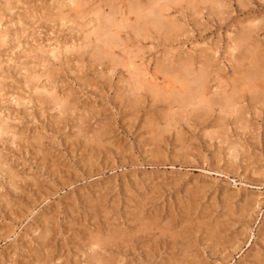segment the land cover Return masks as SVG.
<instances>
[{
	"label": "rangeland",
	"instance_id": "obj_1",
	"mask_svg": "<svg viewBox=\"0 0 264 264\" xmlns=\"http://www.w3.org/2000/svg\"><path fill=\"white\" fill-rule=\"evenodd\" d=\"M74 1L0 0V264H99L94 252L109 264H264V89L251 104L243 80L251 51L264 62V0L169 3L177 29L125 27L116 67L95 54L94 31L136 0ZM205 57L204 97L222 107L178 118L176 69ZM130 59L152 88L135 90ZM232 90L243 113L226 115L217 97ZM99 235L111 243L89 249Z\"/></svg>",
	"mask_w": 264,
	"mask_h": 264
},
{
	"label": "bare ground",
	"instance_id": "obj_2",
	"mask_svg": "<svg viewBox=\"0 0 264 264\" xmlns=\"http://www.w3.org/2000/svg\"><path fill=\"white\" fill-rule=\"evenodd\" d=\"M158 1V0H156ZM186 2V4H189V5H193L195 3L194 0H165V3L164 2H156V3H152L150 5H148L147 7H143L141 5V3H139V1L136 0V2L134 3V5L132 4L129 8H128V12L126 14V17L125 18V21H129L130 20V15H134V18H133V24H130V25H126L125 21H121L122 23H107L106 25L103 24L100 26V24L97 26V29H95L94 31V34L96 36V38H98L99 41H101V43L103 44V47L101 46V48H98L96 49V46H95V54H98V58H106L108 56H110V61L115 65V67L118 65V62L122 59H118L117 55H115L114 53V48L118 47V43H119V37H120V31L122 29H124L125 27L128 28V26L130 28H132L136 33L135 35L137 34H143L145 32H150L151 29H153L154 31L156 32H164L167 36L169 35V33L175 29H177V22L173 20V18L171 20H169L170 18L168 17V13L170 10L174 9L172 6V3L176 5H179L181 4L182 2ZM200 1V0H199ZM198 1V2H199ZM72 3H74L75 1L74 0H71ZM106 2V1H105ZM201 3H205L207 2L206 0H201L200 1ZM213 2V4H216V2L214 0L210 1V3ZM170 3V5H169ZM156 4V5H155ZM111 5V4H110ZM223 5V4H222ZM220 6V5H219ZM225 6V4H224ZM128 7V5H127ZM213 7H216V6H213ZM223 7V6H222ZM111 8V7H110ZM120 9V8H119ZM117 10V9H115ZM178 10V9H177ZM176 10V12H177ZM188 10V9H187ZM13 11V10H12ZM112 11V10H111ZM126 11V10H124ZM179 11V10H178ZM222 11V10H221ZM113 12V11H112ZM115 14L117 13H120V11L118 12H114ZM113 13V15H114ZM125 14V13H124ZM175 15V14H174ZM177 15V14H176ZM197 15V14H196ZM200 16V15H199ZM210 16V15H209ZM62 18V17H61ZM116 18V16H115ZM98 19V18H97ZM109 19V18H108ZM111 21H114L113 19H110ZM71 21V20H70ZM101 21V20H100ZM99 21V22H100ZM255 22V21H254ZM83 23V22H82ZM101 23V22H100ZM251 24H252V21H251ZM255 25V24H254ZM252 26V25H251ZM253 27V26H252ZM256 27V26H255ZM125 30V29H124ZM244 30V29H243ZM21 31V30H20ZM91 31V30H90ZM131 31V30H130ZM250 32V30H248ZM134 33V32H133ZM178 33V32H177ZM245 33V32H244ZM85 34V33H84ZM129 35V34H128ZM165 35V36H166ZM249 35L250 33H245V39H244V42L245 44L250 42L251 40L249 39ZM138 37V36H137ZM7 38V37H6ZM177 38V37H176ZM240 38V37H239ZM145 39V38H144ZM252 39V38H251ZM250 40V41H249ZM12 41V40H11ZM18 41V40H17ZM98 41V42H99ZM168 41V40H167ZM172 41V40H171ZM253 42V41H252ZM89 43V42H88ZM242 43V42H241ZM100 43H98L99 45ZM235 45V44H234ZM230 48L231 52L236 49L238 47L237 46H234ZM243 45V44H242ZM241 46V44L239 45ZM249 46V45H248ZM85 47V46H83ZM125 47V46H124ZM93 48V47H92ZM117 49V48H116ZM119 49V48H118ZM239 49V48H238ZM67 50V49H66ZM138 51V50H137ZM109 52V53H108ZM257 53V51H251V54H250V57H251V60L250 61V71L248 75H245V77H243V80H244V83H247V87L251 85V88L253 90L254 93L252 94H249L251 95V104L254 102L259 100L260 98L258 97V99L256 100V97H255V94L258 93L260 94L261 93V89L263 90L264 89V62H263V57H258L256 60L252 59L253 57H255V54ZM133 54V53H132ZM238 54V53H237ZM242 55V54H241ZM239 56V55H238ZM164 57V56H163ZM136 58V57H135ZM132 59V58H131ZM130 59L129 64L131 67H134V61H132ZM192 59V58H191ZM210 58H207L205 57L204 59V62L202 63L201 66H198V70L195 71L194 67H195V63L190 60V59H186L184 62H180V66L176 69L177 73L174 77H173V81L178 84L179 86V89L177 90L178 93L177 95L175 96H178L177 97H173V100H167L169 101L168 104H167V107L171 106V104H174V103H177L178 106H180L179 109H177V112L179 113L177 116L178 118H182V116H186L188 118H191V120L193 119H198L199 121L200 120H204L205 122V119L209 118L210 116V113L212 112V105H214L215 103L217 104L219 101L218 100H215V99H206L204 96H205V90H206V85H207V80L209 78V72H210V69H211V61L212 60H209ZM65 60V59H64ZM206 60V61H205ZM247 60V59H246ZM100 63V62H99ZM120 64V62H119ZM126 64V63H125ZM112 65V64H111ZM29 67V66H28ZM129 67V66H128ZM137 67V65H136ZM136 67H134V73L132 74L133 76V82H135V90L137 89L138 91L142 90L143 88H152V86H154V84L151 85V83H147L146 80L144 79L145 75H148V72L146 69H135ZM161 67H163L161 65ZM172 67V65H171ZM155 68V67H154ZM158 68V67H157ZM53 69V68H52ZM105 69V68H104ZM163 69V68H162ZM170 69V68H169ZM54 70V69H53ZM111 70V69H110ZM164 70V69H163ZM212 70V69H211ZM174 71V70H173ZM209 71V72H208ZM249 71V70H248ZM160 72V71H158ZM157 72V73H158ZM216 72V71H215ZM26 74V73H25ZM51 74V73H50ZM161 74V73H160ZM170 74V73H169ZM241 77V76H240ZM48 78V77H47ZM130 78V77H129ZM135 78V79H134ZM155 78V77H154ZM172 78V77H171ZM51 79V78H50ZM121 79V78H120ZM172 80V79H171ZM30 81V80H29ZM215 81V80H214ZM40 82V81H39ZM124 82V81H123ZM43 83V82H42ZM49 83V82H48ZM157 84V83H156ZM209 84V82H208ZM47 85V84H46ZM145 85L147 87H145ZM227 85V84H226ZM219 86V85H218ZM225 86V85H224ZM208 87V86H207ZM44 88V87H42ZM50 88V87H49ZM155 88V87H154ZM176 88V87H175ZM134 90V89H133ZM145 90V89H144ZM147 90V89H146ZM145 90V92H146ZM248 90V89H247ZM137 92V91H136ZM134 91V93H136ZM141 92V91H140ZM173 92V91H172ZM224 92V91H223ZM251 92V91H250ZM264 92V91H263ZM138 93V92H137ZM248 93V92H247ZM143 94V93H142ZM175 94V93H174ZM241 94V93H240ZM239 94V90H232L231 94L230 95H224V96H220V97H217L219 98V100H222V104L224 105L223 107H225L224 109V112H226V115H230V113H234L236 114L234 111L238 113H240V109H239V112H238V107L237 108L235 107L238 100H240L241 98H243V95H240ZM140 95V94H139ZM152 95V94H151ZM164 95V94H163ZM45 96V95H44ZM54 97V95L52 96ZM68 97V96H67ZM159 98V96H157ZM57 98V97H56ZM139 98V97H138ZM213 98V97H212ZM18 99V98H17ZM140 100V98H139ZM197 101V103H193L194 101ZM38 101L41 102V103H45L46 101L41 99V98H38ZM58 101V100H57ZM133 101V100H132ZM136 101V100H134ZM215 101H218V102H215ZM241 101V100H240ZM261 101V99L259 100V102ZM60 102V101H59ZM62 102V101H61ZM243 102V101H242ZM57 103V102H55ZM63 103H60L56 106H58L60 109V112L63 114L65 112L68 111L69 106H67L64 102L63 105H61ZM71 104V103H70ZM132 104V103H131ZM130 105V107H132ZM176 104V105H177ZM188 104V105H187ZM220 103H218L217 105H219ZM239 104V103H238ZM45 105V104H44ZM135 105V104H134ZM192 106L193 108H191V111L189 110L188 111H185V108L188 106ZM182 106V107H181ZM221 106V104H220ZM168 107V109H169ZM187 107V108H188ZM215 107V106H214ZM222 107V106H221ZM135 108V107H134ZM137 108V107H136ZM171 108V107H170ZM128 110V109H127ZM139 110V109H138ZM181 110V111H179ZM168 112H166L167 114H161L160 113V116L162 118V120H164L165 124H166V128H170L172 127L171 125L175 122V118H173L174 116H176L175 114L170 117V115L172 114H168V113H171L174 111L172 110H167ZM170 111V112H169ZM139 112V111H138ZM185 112V113H184ZM243 113V111L241 112ZM245 113V112H244ZM184 114V115H183ZM243 115V114H242ZM90 117V116H89ZM225 118V117H224ZM238 119V118H237ZM79 121L81 119H78ZM174 120V122H173ZM197 120V121H198ZM222 122H218L220 124H225V121L226 119H222ZM239 120V119H238ZM237 120V121H238ZM178 121V120H177ZM234 121H236V119L234 118ZM201 122V121H200ZM199 122V123H200ZM227 122V121H226ZM88 123V122H87ZM177 123V122H176ZM176 123L174 124L176 126ZM152 124V123H151ZM83 125V124H82ZM78 126V125H77ZM85 126V125H84ZM89 126V125H88ZM170 126V127H169ZM165 127L163 129V131L165 130ZM220 127V126H219ZM225 127V126H224ZM87 128V127H86ZM151 128V127H150ZM6 128L5 127H1V133H5V130ZM78 129V128H77ZM94 129V128H93ZM152 129H154L152 127ZM151 131H154L153 134H155V130H152ZM159 129V128H158ZM161 127H160V131L156 134L159 136V134H164L161 132ZM192 129V128H191ZM225 129V128H224ZM223 129V130H224ZM79 130V129H78ZM88 130V129H87ZM86 130V131H87ZM226 130V129H225ZM100 131V130H98ZM97 131V132H98ZM103 131V129L101 130ZM108 131V130H107ZM146 131V130H145ZM144 131V132H145ZM168 131V130H167ZM178 131V130H177ZM216 131V130H215ZM79 133H81L80 131H78ZM88 132V131H87ZM92 132V131H91ZM130 132V131H129ZM79 133L77 134L78 136L82 137L83 134H80ZM95 133V131H94ZM93 133V134H94ZM104 133V132H103ZM151 133V132H149ZM6 134V133H5ZM88 134V133H87ZM87 134H84L87 136ZM105 134H108V133H105ZM152 134V135H153ZM98 135H100L98 133ZM103 135V134H102ZM102 135L98 136V137H103ZM149 135V134H148ZM178 135V134H177ZM93 136V135H91ZM107 136V135H106ZM97 137V136H96ZM94 137V138H96ZM163 137V136H162ZM12 138V137H11ZM83 138V137H82ZM88 138H91L90 136H88ZM94 138L92 137L93 141L95 142L96 140H94ZM78 139V138H77ZM97 139V138H96ZM159 139V138H158ZM156 139V140H158ZM161 139V138H160ZM35 140V139H34ZM41 140V139H39ZM79 140V139H78ZM91 140V139H90ZM88 140V141H90ZM99 140H101L99 138ZM80 141V140H79ZM105 142V141H104ZM219 142V141H218ZM88 142H86L87 144ZM90 143V142H89ZM88 143V144H89ZM97 143H100L99 141H97ZM256 143V142H255ZM37 144V143H36ZM40 144V143H39ZM85 144V143H84ZM96 144V143H94ZM102 144V143H101ZM100 146V145H99ZM98 146V147H99ZM103 146V145H102ZM101 146V147H102ZM153 146V145H152ZM157 146V145H156ZM85 148V147H84ZM86 149V148H85ZM98 149V148H97ZM152 149V148H151ZM90 150V149H88ZM93 150V149H92ZM155 150V149H154ZM246 151V150H245ZM160 162V161H159ZM158 163V162H157ZM247 200V199H246ZM145 201V200H143ZM186 204V203H185ZM133 205V204H132ZM140 208V207H139ZM142 209V208H141ZM140 209V210H141ZM185 210V209H184ZM143 211V210H142ZM133 212V211H132ZM140 212V211H139ZM135 213V212H134ZM136 214V213H135ZM139 214V213H138ZM138 214H137V217H138ZM142 216V214H141ZM133 218V217H132ZM135 218V217H134ZM135 220H140L139 218ZM144 220V219H143ZM157 220V219H156ZM136 221V222H137ZM135 222V221H134ZM141 223V220L139 221ZM144 222L146 223V221L144 220ZM139 223V224H140ZM132 224V223H131ZM136 224V223H135ZM147 224V223H146ZM166 224V223H165ZM46 226V225H45ZM154 227V226H153ZM158 227V226H157ZM139 228V227H138ZM155 228V227H154ZM146 226H143V227H140L139 228V232L140 233H143L145 232L146 233ZM162 232V231H160ZM35 233V232H34ZM116 233V232H115ZM107 234V233H106ZM134 234V233H133ZM136 234V233H135ZM177 234V233H176ZM38 235V234H37ZM44 235V234H43ZM108 235V234H107ZM116 235V234H115ZM150 235V234H148ZM152 235V234H151ZM164 236V233L162 234ZM94 236V235H92ZM118 236V235H117ZM38 237V236H36ZM40 237V236H39ZM45 237V236H43ZM47 237V236H46ZM165 237V236H164ZM95 238V237H94ZM156 237H154L155 239ZM46 239V238H45ZM44 239V240H45ZM160 239H163V238H160ZM156 240V239H155ZM158 240V239H157ZM171 240V239H170ZM162 241H166V240H162ZM41 242V241H40ZM156 242V241H155ZM43 243V242H42ZM111 242L106 238V237H103L102 235H99L98 237H96L94 240L91 241V247H89V249H93V247H97L98 249H102V248H107V245H109ZM157 243V242H156ZM161 243V242H160ZM158 244V243H157ZM87 245V244H86ZM170 245V244H169ZM176 245V244H175ZM111 246V245H110ZM113 246V244H112ZM214 248V247H213ZM88 250V249H87ZM97 252V251H96ZM90 261L92 260H96L99 264H109L107 263L106 261H104L103 259H100L97 257V253H92L91 255L88 256ZM87 257V258H88ZM106 258V257H105ZM106 260H109L106 259ZM255 262V261H254ZM117 263V262H116ZM120 264V263H119ZM259 264V263H258Z\"/></svg>",
	"mask_w": 264,
	"mask_h": 264
}]
</instances>
